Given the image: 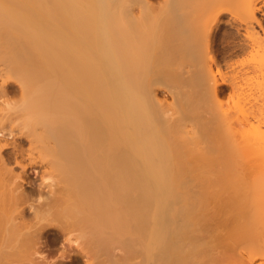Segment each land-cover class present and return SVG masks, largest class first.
I'll return each mask as SVG.
<instances>
[{
    "label": "bare ground",
    "instance_id": "bare-ground-1",
    "mask_svg": "<svg viewBox=\"0 0 264 264\" xmlns=\"http://www.w3.org/2000/svg\"><path fill=\"white\" fill-rule=\"evenodd\" d=\"M155 2L0 0V264H264V0Z\"/></svg>",
    "mask_w": 264,
    "mask_h": 264
},
{
    "label": "clouds",
    "instance_id": "clouds-1",
    "mask_svg": "<svg viewBox=\"0 0 264 264\" xmlns=\"http://www.w3.org/2000/svg\"><path fill=\"white\" fill-rule=\"evenodd\" d=\"M14 117V116H20L22 119H19L16 121L15 125L12 127V129L19 128L21 126L27 127L28 125L32 124L36 116L29 113L27 111V108L23 106L20 103L13 102L12 100H9L8 102H4L3 100H0V125H4L5 122H8L7 120L2 119L3 117ZM9 133V137L12 138L14 133ZM5 135V132H0V136ZM57 184V179L55 175L49 174L45 176L41 182V189H46V191L50 194L55 190V186ZM44 197L41 196L37 199V203H42ZM34 214L36 213V208H30Z\"/></svg>",
    "mask_w": 264,
    "mask_h": 264
},
{
    "label": "rangeland",
    "instance_id": "rangeland-1",
    "mask_svg": "<svg viewBox=\"0 0 264 264\" xmlns=\"http://www.w3.org/2000/svg\"><path fill=\"white\" fill-rule=\"evenodd\" d=\"M157 3V2H155V1H160V0H149V2H151V3ZM260 168H262L263 170H264V162L262 161V163H260ZM65 246H66V248H67V250H70V249H72V247H68V245L67 244H65ZM46 249V250H45ZM46 251V252H45ZM44 252L47 254V256L48 257H51V256H55L56 255V252H49V251H47V247L46 248H44ZM106 256L104 255V254H101L100 256H99V258H105ZM136 259H138V257H136V258H133V260H136ZM257 261H259L258 259H256L255 260V262H257Z\"/></svg>",
    "mask_w": 264,
    "mask_h": 264
}]
</instances>
